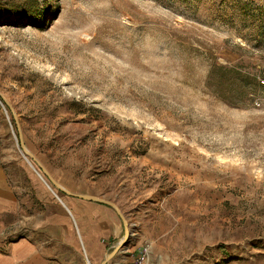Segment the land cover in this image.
I'll use <instances>...</instances> for the list:
<instances>
[{
	"label": "rangeland",
	"instance_id": "obj_1",
	"mask_svg": "<svg viewBox=\"0 0 264 264\" xmlns=\"http://www.w3.org/2000/svg\"><path fill=\"white\" fill-rule=\"evenodd\" d=\"M263 69L264 0H0V264L82 255L41 222L76 195L121 213L106 264H264Z\"/></svg>",
	"mask_w": 264,
	"mask_h": 264
},
{
	"label": "crops",
	"instance_id": "obj_2",
	"mask_svg": "<svg viewBox=\"0 0 264 264\" xmlns=\"http://www.w3.org/2000/svg\"><path fill=\"white\" fill-rule=\"evenodd\" d=\"M0 193L6 196L0 199V212H13L15 202L10 199L11 189L3 179L1 170ZM61 200L63 204L46 203L47 216L41 222L54 226L65 225V213L70 211L81 227L82 255L77 248L75 260H71L70 255L68 258L61 256L56 257L57 260H52V256L35 251L28 236L18 239L6 264H87L88 261L91 264H103L105 262L109 249L120 239L123 232L122 222L115 208L99 202L89 203L76 197Z\"/></svg>",
	"mask_w": 264,
	"mask_h": 264
},
{
	"label": "water",
	"instance_id": "obj_3",
	"mask_svg": "<svg viewBox=\"0 0 264 264\" xmlns=\"http://www.w3.org/2000/svg\"><path fill=\"white\" fill-rule=\"evenodd\" d=\"M19 144H20V147H22V149H23L21 139L19 141ZM26 153H28L33 158V155L31 154V152L26 150ZM44 172L46 173L48 178H50V176L48 175V173L45 170H44ZM50 180L52 181V178H50ZM76 197H78L80 199H83V200H95V201H97V202H99V203H101V204H103L105 206L108 205L110 207H113L116 210V207L114 206V204L112 202L108 201V200L104 201V200L97 199V198L92 197V196L89 197V196H86V195H76ZM116 211H117L118 216L121 217V213L118 210H116ZM128 233H129L128 232V228H127V226H125V234H124L122 240L113 247V250H112L110 256L116 255L117 252H119L123 248V246H125L127 244V242L129 241ZM108 260H109V257H107V259L105 260V262L103 264H106V262Z\"/></svg>",
	"mask_w": 264,
	"mask_h": 264
},
{
	"label": "built area",
	"instance_id": "obj_4",
	"mask_svg": "<svg viewBox=\"0 0 264 264\" xmlns=\"http://www.w3.org/2000/svg\"><path fill=\"white\" fill-rule=\"evenodd\" d=\"M258 79H259L260 86L262 87V90H263V92H262V94H263V99L260 98V99H258V100H255L254 104H255V106H256L257 108L260 107V106L262 105V101H264V69H263V74H262V76H259ZM87 264H91V263L88 261Z\"/></svg>",
	"mask_w": 264,
	"mask_h": 264
},
{
	"label": "bare ground",
	"instance_id": "obj_5",
	"mask_svg": "<svg viewBox=\"0 0 264 264\" xmlns=\"http://www.w3.org/2000/svg\"><path fill=\"white\" fill-rule=\"evenodd\" d=\"M128 232H129L128 233L129 240H130V238H133V236L136 235L135 229L132 227L128 229Z\"/></svg>",
	"mask_w": 264,
	"mask_h": 264
}]
</instances>
